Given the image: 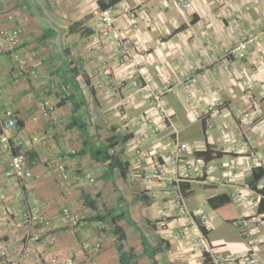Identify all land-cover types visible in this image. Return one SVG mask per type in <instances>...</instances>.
I'll list each match as a JSON object with an SVG mask.
<instances>
[{"label": "crops", "instance_id": "1", "mask_svg": "<svg viewBox=\"0 0 264 264\" xmlns=\"http://www.w3.org/2000/svg\"><path fill=\"white\" fill-rule=\"evenodd\" d=\"M99 1L0 0V25L10 24L6 15L12 13L25 29L24 45L34 70L25 77L8 54L0 55V109L11 107L17 114L18 130L24 132L22 149L36 156L32 163L42 176L32 182L6 177L9 157L0 145V246L9 252L0 264H40L65 256L87 262L91 255L83 247L86 241L102 244L96 255L101 264H205L200 231L228 255L245 254L257 243L264 261V195L259 192L264 185V0H190V9L159 0H121L143 10L136 19L117 20L128 41L126 54L101 28ZM175 7L181 19L174 15ZM251 36L256 39L246 57L227 54ZM135 65L141 73H132ZM62 69L75 75L84 96L79 115L88 121L94 148L115 138L121 159L129 163L125 175L109 161L81 153V132L67 128L72 102L62 100L80 92L63 83ZM196 73L197 83H183ZM109 76L120 97L112 93ZM148 76L155 78L154 88L166 80L174 85L165 95L172 122L159 127L152 139L148 132L156 125L146 120L155 113L149 97L141 93ZM44 98L58 106L50 121L39 113ZM34 136L40 141H33ZM175 138L189 147L183 157L204 172L202 178L181 182L194 219L199 213L207 215L206 225H200L204 231L176 203L175 183L130 178L135 171L153 170V150H170ZM209 146L221 152L211 160L221 159L219 171L195 154ZM72 149L77 153L71 154ZM136 149L146 152L140 163L135 161ZM46 156L71 168L69 191L60 187L51 163L41 161ZM88 173L95 181L80 185ZM63 205L80 216L78 227L61 221ZM26 206H35L51 221V229L32 232L40 235L37 240L25 238L20 225ZM240 219L248 221L247 233L238 227ZM231 228L243 237L236 246L230 233L218 234ZM116 229L124 233L121 241Z\"/></svg>", "mask_w": 264, "mask_h": 264}, {"label": "built area", "instance_id": "2", "mask_svg": "<svg viewBox=\"0 0 264 264\" xmlns=\"http://www.w3.org/2000/svg\"><path fill=\"white\" fill-rule=\"evenodd\" d=\"M159 3L164 5H176L184 9H190L192 7V2L190 0H159ZM139 10L143 11L141 6L131 7L127 3L119 1L106 8L100 9L99 12L98 19L101 28L109 33L111 38L125 54L129 52L127 44L128 41L123 37L122 31L117 26V20L119 17L123 16L129 17L130 19H136ZM6 20L10 24L0 25V54L9 52L11 59L16 62V65L22 75L25 77H31L34 73L33 68L29 64L31 56L27 53H23V50L21 49L25 39V29L21 25L16 24L15 16L12 13H8L6 15ZM255 39L256 36H251L247 39L238 41L232 51L227 50V54H233L239 59L246 57L249 44L254 42ZM131 71L134 74L141 73V69L138 65H135L134 68L132 67ZM199 79L200 74L196 73L191 77L184 79L183 83L185 85H192L197 83ZM154 80L155 78L153 76H148L141 86V93L149 97L155 113V116L146 120L147 124L156 125L148 132V139L154 138L158 133L159 127L171 123L173 117L168 111V107L165 102L166 93L173 90V82L171 80H166L160 88H154ZM109 82L112 93L115 96L120 97V92L117 89L113 76H109ZM57 108V103L51 98L42 99L38 106L41 117L46 121H50L54 118ZM198 117H200V115H198ZM18 120L17 114L11 107H6L3 111L0 109V145H2V147L6 150V154L9 157V169L5 172V175L10 179L18 181L25 180L27 182H32L41 180V173L37 172L34 165H30L28 163L25 150L22 149L24 132L23 130H18ZM240 121L247 123V120L244 117H242ZM51 137L52 135L50 134L49 138ZM39 139L40 138L38 136L33 137V141L38 142L40 141ZM16 148L20 149L18 153L14 152V149ZM188 150L189 147L179 143L177 138L174 139L170 150L164 146H158L153 150L156 158L155 168L153 170L141 169L139 171H135L131 173L130 178H145L149 182L166 180L170 183H175L177 186L175 191L176 203L184 209L190 218L194 219L196 215L189 211L186 207L181 182L192 178H202L204 176V172L196 165V163L183 157V154L188 152ZM76 153V149L71 150V154ZM145 153L146 152L141 149H136L135 161L140 163ZM254 156L253 159L259 162L258 156ZM43 159L46 161L48 160V157H44ZM51 166L53 167V172L60 184V187L64 191H69L72 178L71 168L63 161L53 162ZM94 181V174L88 173L79 181V184L82 185L84 182L91 183ZM30 189H33V187H30ZM33 191L35 194L34 189ZM250 200H253V198H250ZM60 217L61 221L71 229H74L81 224L80 216L74 213L73 209L69 205L62 206ZM197 217L198 219L194 220L198 225V229H200V225H206L208 218L204 213H199ZM20 225L24 232V237L27 239H39L40 235H32V232L36 229H51L50 219H48L47 216L40 212L35 206H26L24 209H21ZM237 225L244 233L248 232V221L245 219H240L237 222ZM198 238L202 248L205 252L209 253L211 264H264V261L261 260L258 255L259 248L257 243L253 244L250 247V250L245 254L228 255L211 246L205 234L201 231ZM50 240L52 243L56 242L55 237H52ZM84 249L89 251L91 255L89 261L87 262L78 260L71 256H65L52 257L50 260L40 264H101L100 261L96 259V255L102 250V244L99 241H86L84 243ZM28 254V251H26L25 255L27 256ZM8 256L9 252L0 246V259H6Z\"/></svg>", "mask_w": 264, "mask_h": 264}, {"label": "trees", "instance_id": "3", "mask_svg": "<svg viewBox=\"0 0 264 264\" xmlns=\"http://www.w3.org/2000/svg\"><path fill=\"white\" fill-rule=\"evenodd\" d=\"M121 0H100L99 1V6L100 8H106L116 2H119ZM21 49L23 50V53H27L26 49H25V45L23 43V45L21 46ZM9 55V52H4L0 55ZM29 54V53H27ZM11 57V56H10ZM30 64V62H29ZM31 65V64H30ZM72 70L71 73H74L75 72V68H71ZM68 71L67 69H62L61 70V76L63 77V83L64 84H70L71 87L74 88V90H76L77 92L79 91L80 92V95L79 97H76L74 94L72 93H69V95L67 96H64L62 97V100L63 102L65 101H71L72 102V105H73V117L71 119V121L68 123V126L67 128H77L80 132H81V136L83 137L82 138V141H83V149L81 151V153H85V152H89L90 155L97 161H100V162H103L105 163L106 161H109V164H110V167L111 168H118L119 171H120V174H124L125 175V172L128 171V166H129V163L128 161H123L120 157V153L118 152L117 150V145L119 144V142H117V140H115V138H110L108 140L107 143H102V144H99L97 146V148H94V143H92V140H91V136L89 134V124H88V121H86V119L84 117H82L81 115H79V108L81 106H83V104H85V99H84V96L82 95L81 93V90L79 88V85L75 79V75L74 74H70L68 75ZM74 71V72H73ZM21 126V122H19L18 120V127ZM52 137H53V134H51ZM51 137V138H52ZM19 148H16L14 149V152L15 153H18L19 152ZM26 153V156L28 158V163L30 165H33L32 161L36 158V156H32L31 154H29V152H25ZM196 156L199 158V159H202L203 161L205 162H208V161H211L215 158H218L221 154L220 151H217V150H214L211 146L207 147V149L205 150H202V151H196ZM47 157V156H46ZM42 162H44L43 164H47V163H53L50 161V158L48 156V160L44 161V159L41 160ZM262 178V176L260 175L256 180H255V183H254V188L256 189L257 188V185L256 183ZM259 192L264 195V185L261 186V188L259 189ZM82 222V220H81ZM201 230L204 231V227L203 226H200ZM121 230V229H120ZM120 230H117L116 229V233L118 234V240L121 241L122 238H124V233H119ZM83 247H84V244H83ZM204 256H205V264H211L210 262V256H209V253L205 252L204 253Z\"/></svg>", "mask_w": 264, "mask_h": 264}, {"label": "rangeland", "instance_id": "4", "mask_svg": "<svg viewBox=\"0 0 264 264\" xmlns=\"http://www.w3.org/2000/svg\"><path fill=\"white\" fill-rule=\"evenodd\" d=\"M173 13H174V15L179 17V19H181V16H180L181 14H180V11L178 10L177 7L174 8ZM220 161H221V159H219V160L217 159V160L211 161V162L208 163V167L209 168L214 167L215 169H217V171H219L218 164H219ZM217 174L218 173H214L215 176ZM218 221L222 222V220H220V219H218ZM221 232H226L227 234L230 233L228 236H231V235L234 236L233 239H232V246H236L238 244V242H239V239H243L241 234L235 228H231V231L223 229V230L219 231L218 234L221 233Z\"/></svg>", "mask_w": 264, "mask_h": 264}]
</instances>
